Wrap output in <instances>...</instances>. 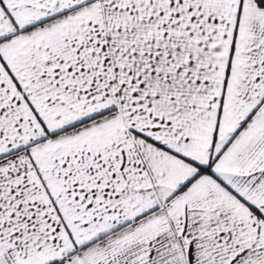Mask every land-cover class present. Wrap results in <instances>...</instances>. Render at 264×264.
Returning <instances> with one entry per match:
<instances>
[{"label":"snow or ice","instance_id":"obj_1","mask_svg":"<svg viewBox=\"0 0 264 264\" xmlns=\"http://www.w3.org/2000/svg\"><path fill=\"white\" fill-rule=\"evenodd\" d=\"M0 264H264V0H0Z\"/></svg>","mask_w":264,"mask_h":264}]
</instances>
